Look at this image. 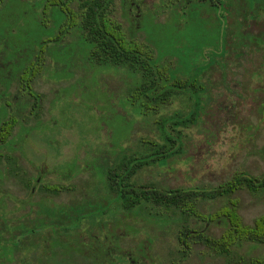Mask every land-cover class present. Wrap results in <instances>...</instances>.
<instances>
[{"label":"rangeland","instance_id":"374dc122","mask_svg":"<svg viewBox=\"0 0 264 264\" xmlns=\"http://www.w3.org/2000/svg\"><path fill=\"white\" fill-rule=\"evenodd\" d=\"M60 1L76 24L46 43L42 31L50 34L56 21L42 29V0L0 1V121L8 120L10 134L0 140V182L4 189L13 182L23 196L34 175L42 180L34 194L42 202L30 205L38 209L29 220L35 230L29 234L30 263L248 264L264 253L261 244L244 242L222 252L203 240L220 235L222 220L207 215L231 200L244 223L264 211L261 186L196 195L187 214L148 202L125 208L106 179L114 161L159 145L167 150L163 156L147 158L131 174L137 189L201 192L238 172L264 173V46L240 45L238 57L229 50L208 60L206 48L215 49L219 32L205 1L195 15L183 16L182 0H111L108 16L124 39L153 48L157 64L179 80L186 81L190 64L206 58L193 72L194 89H172L164 102L150 100L134 92L141 71L87 60L77 27L82 0ZM235 3L229 0L223 9L230 24ZM34 61L37 70L28 75ZM168 137L174 139L170 149ZM184 227L194 236L186 235L182 246Z\"/></svg>","mask_w":264,"mask_h":264},{"label":"trees","instance_id":"16d2710c","mask_svg":"<svg viewBox=\"0 0 264 264\" xmlns=\"http://www.w3.org/2000/svg\"><path fill=\"white\" fill-rule=\"evenodd\" d=\"M110 1L111 0H82L79 4L80 13L78 14L79 19L77 23L79 30L78 35L84 43V46H86L87 60L93 58L94 62L98 64H125L130 68L131 72L141 71L142 77L135 86L134 92L150 100L154 99L164 102L171 93H173L172 89L178 91L185 90V88L194 89V87H192L194 86L193 72L202 61L206 60V58L203 57L201 62L190 64L192 68L191 71L188 70L189 74L187 75L186 81L179 80L175 71H171L169 67L157 64L153 48L152 52H149L145 46L139 45L135 40L124 39L118 23L111 20L108 16ZM204 1L207 11L212 15L213 19L218 21V17L215 13V9L218 6L216 0H182L178 15L182 13L183 16L186 13L195 15L197 9H200L204 4ZM228 2L229 0H222V12L224 5ZM243 4H247L246 0ZM41 5L42 20L39 19L38 22L40 23L42 21V29L45 26L49 28L51 26V20L56 21L54 30H51L50 34H45L42 31L41 41L42 43L48 41L57 42L64 33L69 31V28L76 24L73 18L74 14L66 7L65 2L60 0H42ZM181 8L185 10H181ZM174 15L176 16V13H174ZM217 27H219V24ZM148 33L152 34L151 32ZM214 42L215 48H219V46L222 47L219 51H214L212 47L206 48L211 54V57L208 56V60L213 59L215 53L223 54L225 51H233L232 44L227 43L225 39L219 42L218 36H216ZM47 50L48 49L42 48L39 51L45 53ZM34 59L35 61L39 60L40 54L39 56L36 54ZM35 61L32 62V66H28V75L33 74L37 70ZM185 63L187 66L189 65L188 61H185ZM26 76V74L21 75L23 79H25ZM22 84L24 86L26 85L24 82ZM29 93L33 97L36 96V93L32 91H29ZM176 120L178 123L183 122L181 119ZM0 126L2 127L1 133L5 134L8 120L2 119L0 121ZM167 140L170 141V146H168L170 149L172 147L171 142L174 139L168 137ZM166 151L164 146L159 145L157 150H153V152L149 154L133 156L127 160L122 159L116 162L114 161V163L106 169L107 185L122 199V205L125 208H131L138 205L140 202H148L154 205H161L164 208L174 206L180 211H184L188 214L192 213L190 205L193 199L196 198V195L213 197L219 194H226L239 185H245L250 190L257 189L259 186L264 188V173L256 177L247 172H238L221 184L211 186L205 190L200 189L201 192H197L198 190H195L193 187L156 189L151 186H142L137 189L130 181L131 174L136 168H139L147 161V158L162 157ZM230 202V205H222L214 212L207 215V220L216 217L221 219L224 228L217 237L208 238L202 236L204 243L210 244L222 252L227 251L228 246L232 245L238 247L244 242L251 245L261 244L264 246V211L254 216L251 223H244L232 203L233 200ZM189 233H191V231L185 227L181 229L179 239L182 246L186 245L185 237ZM189 236H194V234L191 233ZM198 238L202 240L200 236H198ZM248 264H264V253H260L249 259Z\"/></svg>","mask_w":264,"mask_h":264},{"label":"flooded vegetation","instance_id":"af4514ba","mask_svg":"<svg viewBox=\"0 0 264 264\" xmlns=\"http://www.w3.org/2000/svg\"><path fill=\"white\" fill-rule=\"evenodd\" d=\"M243 2L245 0H236V5L232 7L235 18L231 21V24L226 22L223 15L222 0H216L218 6L215 9L218 17L217 26L219 24L218 41L221 42L222 39H225L227 43L232 44V54L237 57L243 50L239 48L240 45L259 43L264 46V0H246L247 4H243ZM250 21H257L259 24H251ZM221 47L215 48L214 51H219ZM215 54L220 55V53ZM9 119L11 123L13 121L12 117L10 116ZM0 128V140L4 139V136L8 137L10 135L9 129L4 134L1 133V126ZM39 172L42 174L41 167ZM30 182L26 194L23 196L20 195V191L16 192L14 190L13 182L10 189H4L0 182V264H31L29 254L31 239L29 234L35 232V230L30 226L29 220L38 217L36 213L38 209L37 207L30 209V205L31 203L36 204L38 202L40 204L42 202L39 198H34L39 185L42 187L40 174L34 175ZM31 211L33 214H31ZM39 219L42 221L41 213ZM35 237L40 238L42 241V235L36 234ZM38 248L42 250V244ZM33 263L42 264V262L36 260Z\"/></svg>","mask_w":264,"mask_h":264}]
</instances>
